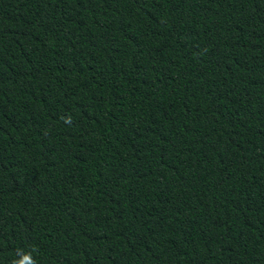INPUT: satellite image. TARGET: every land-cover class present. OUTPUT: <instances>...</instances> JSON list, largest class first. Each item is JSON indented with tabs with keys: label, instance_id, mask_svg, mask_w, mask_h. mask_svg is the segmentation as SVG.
Masks as SVG:
<instances>
[{
	"label": "trees",
	"instance_id": "obj_1",
	"mask_svg": "<svg viewBox=\"0 0 264 264\" xmlns=\"http://www.w3.org/2000/svg\"><path fill=\"white\" fill-rule=\"evenodd\" d=\"M264 264V0H0V264Z\"/></svg>",
	"mask_w": 264,
	"mask_h": 264
},
{
	"label": "clouds",
	"instance_id": "obj_2",
	"mask_svg": "<svg viewBox=\"0 0 264 264\" xmlns=\"http://www.w3.org/2000/svg\"><path fill=\"white\" fill-rule=\"evenodd\" d=\"M16 264H36L32 251L25 252L22 258L18 260Z\"/></svg>",
	"mask_w": 264,
	"mask_h": 264
}]
</instances>
